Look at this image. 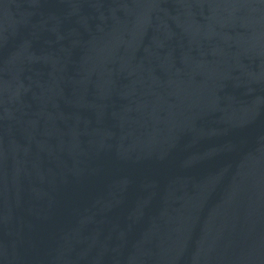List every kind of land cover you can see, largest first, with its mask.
<instances>
[{
  "label": "water",
  "instance_id": "1",
  "mask_svg": "<svg viewBox=\"0 0 264 264\" xmlns=\"http://www.w3.org/2000/svg\"><path fill=\"white\" fill-rule=\"evenodd\" d=\"M0 264H264V0H0Z\"/></svg>",
  "mask_w": 264,
  "mask_h": 264
}]
</instances>
